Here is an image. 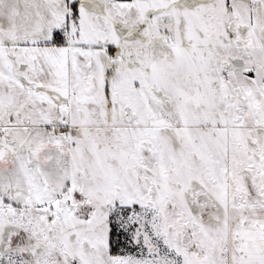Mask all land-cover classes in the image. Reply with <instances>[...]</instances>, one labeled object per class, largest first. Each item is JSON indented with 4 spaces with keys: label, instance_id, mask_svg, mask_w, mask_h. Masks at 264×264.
<instances>
[{
    "label": "snow or ice",
    "instance_id": "1",
    "mask_svg": "<svg viewBox=\"0 0 264 264\" xmlns=\"http://www.w3.org/2000/svg\"><path fill=\"white\" fill-rule=\"evenodd\" d=\"M0 264H264V0H0Z\"/></svg>",
    "mask_w": 264,
    "mask_h": 264
}]
</instances>
